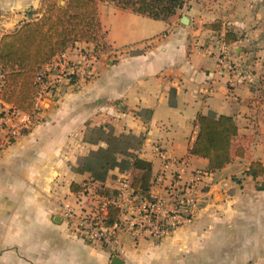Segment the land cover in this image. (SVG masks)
<instances>
[{
    "label": "crops",
    "instance_id": "1",
    "mask_svg": "<svg viewBox=\"0 0 264 264\" xmlns=\"http://www.w3.org/2000/svg\"><path fill=\"white\" fill-rule=\"evenodd\" d=\"M205 1V7L188 2L187 23L176 14L161 21L99 3L104 39L123 53L98 60L93 77L45 99L37 121L0 149V264H112L115 255L122 264H264V173L245 174L252 162L264 165V103L253 101L259 68L256 42H249L257 29L241 16L222 14L214 0ZM39 6L40 0H0V14L14 30ZM215 20L220 30L205 26ZM229 29L245 30L247 37L226 44ZM218 38L217 45L212 40ZM222 44L228 64L217 63ZM92 45L76 42L65 51ZM209 112L232 116L238 134L231 162L208 172L207 193L190 224L156 242L123 233L119 253L88 243L69 228L65 205L89 208L95 203L92 193L112 190L115 176L131 179L132 171L113 169L102 183L73 170L98 146L88 131L102 127L142 137L137 154L152 163L151 179L162 164L159 152L207 171L208 160L189 149L196 115ZM72 182L82 189L72 192Z\"/></svg>",
    "mask_w": 264,
    "mask_h": 264
},
{
    "label": "trees",
    "instance_id": "2",
    "mask_svg": "<svg viewBox=\"0 0 264 264\" xmlns=\"http://www.w3.org/2000/svg\"><path fill=\"white\" fill-rule=\"evenodd\" d=\"M190 0H40L36 17L22 22L19 27L5 34L0 40V65L5 74L3 99L15 109L30 112L33 108L35 78L42 66L55 55L76 42L102 43L104 33L99 18V3L105 2L120 10L167 21ZM207 28L220 30L217 20L205 24ZM238 39L232 30L226 31L224 41L231 44ZM197 134L189 149L194 156L208 160L207 171L222 169L232 160V144L238 134V125L232 116L209 112L198 113L194 119ZM90 142L98 145L80 157L74 171L91 175L92 181L104 183L109 172L132 171L131 185L135 191L146 194L150 187L152 163L141 158L137 151L142 137L134 134L115 135L102 127L93 128ZM104 145H100V143ZM237 148L235 154L242 156ZM264 173V165L252 162L245 174L258 177ZM81 186L72 182L70 190L78 192ZM109 190L100 191L107 194ZM118 209L110 207L107 222L112 223Z\"/></svg>",
    "mask_w": 264,
    "mask_h": 264
},
{
    "label": "built area",
    "instance_id": "3",
    "mask_svg": "<svg viewBox=\"0 0 264 264\" xmlns=\"http://www.w3.org/2000/svg\"><path fill=\"white\" fill-rule=\"evenodd\" d=\"M5 24V17L0 14V40L9 31ZM225 55L226 45L222 44L218 47V64H228ZM97 62L91 46L75 48L71 52L64 50L55 55L36 75L34 104L28 113L15 109L3 99L1 92L5 74L0 65V149L37 119L45 99L57 97L62 88L73 81L93 77ZM159 154L162 164L152 176L146 194L135 191L130 177L122 174L107 194L93 192L95 203L91 207H63L69 228L86 242L103 246L111 253H119L120 235L123 233L135 240L141 238L156 242L175 229L190 224L207 193L209 173L189 168L185 158L169 157L165 152ZM110 207L118 209L112 223L107 222Z\"/></svg>",
    "mask_w": 264,
    "mask_h": 264
},
{
    "label": "rangeland",
    "instance_id": "4",
    "mask_svg": "<svg viewBox=\"0 0 264 264\" xmlns=\"http://www.w3.org/2000/svg\"><path fill=\"white\" fill-rule=\"evenodd\" d=\"M214 1L216 2V6H217L216 8H220V10L223 11L222 14L224 12L234 13L235 18H239L241 16L240 17L241 20L244 22L246 21L249 24V27H251V29H257L256 33L253 34V36L249 40V42L251 44L256 42V45H255L256 55H255L254 59L257 61V63H258L257 67L259 68V70L256 72V74H257L256 78L252 82V88L255 91L253 101L258 102V103H260V102L264 103V41L259 42V40H258L261 37H262V39H264V0H214ZM198 2L201 4V6L202 5H203V7L206 6L205 0H198ZM106 5L107 4H105L103 6H106ZM187 7H188V3H186L183 6V10H181V9L178 10L176 12V15H180L181 17L183 15L187 16L186 15V12L188 11V10H186ZM36 16L37 15L32 16L30 19H32ZM252 26H255V27H252ZM16 29H14V30L9 29V31H6V32L10 33V32L15 31ZM239 32L240 33H236V35L238 37H241V38L247 37L244 35L246 33L245 30L239 31ZM215 40H216V43L218 45L219 42H217V41H219V38H218V40L214 39L212 41H215ZM91 48L94 50V53L96 54L97 59L102 60V61H105L108 58L117 57V55H121L123 53V50L120 52H114V50L111 48V46L107 45L104 37H103V41L101 44H99L98 46H95V47L93 44L91 46ZM131 52H134V51H131ZM50 100H52V99H50ZM35 121H37V120H34L33 122H35ZM93 136H94V133L92 131H88L87 137L93 138ZM117 179H118V176H115V182H114L113 186L116 185ZM92 194H90V197H92Z\"/></svg>",
    "mask_w": 264,
    "mask_h": 264
},
{
    "label": "water",
    "instance_id": "5",
    "mask_svg": "<svg viewBox=\"0 0 264 264\" xmlns=\"http://www.w3.org/2000/svg\"><path fill=\"white\" fill-rule=\"evenodd\" d=\"M188 21V18L187 16H182L181 17V22L183 23H187ZM112 264H122V260H121V257L119 255H115L112 257Z\"/></svg>",
    "mask_w": 264,
    "mask_h": 264
}]
</instances>
